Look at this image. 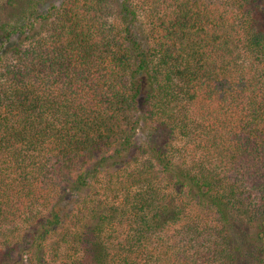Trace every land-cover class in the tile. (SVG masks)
Segmentation results:
<instances>
[{"label":"trees","instance_id":"16d2710c","mask_svg":"<svg viewBox=\"0 0 264 264\" xmlns=\"http://www.w3.org/2000/svg\"><path fill=\"white\" fill-rule=\"evenodd\" d=\"M0 264H264V0H0Z\"/></svg>","mask_w":264,"mask_h":264}]
</instances>
